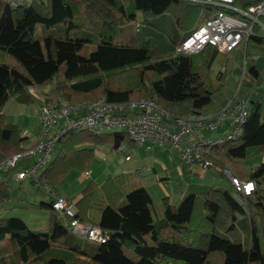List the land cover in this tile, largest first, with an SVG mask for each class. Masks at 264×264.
I'll list each match as a JSON object with an SVG mask.
<instances>
[{"label": "trees", "instance_id": "16d2710c", "mask_svg": "<svg viewBox=\"0 0 264 264\" xmlns=\"http://www.w3.org/2000/svg\"><path fill=\"white\" fill-rule=\"evenodd\" d=\"M260 1L235 0L234 5ZM215 9L220 8L197 0H29L17 8L0 0V160L26 150V137L17 124L5 121L3 106L10 97L30 103L28 89L47 83H53L60 102L104 98L118 103L153 95L172 117H197L213 101L216 90L208 70L219 52L206 48L186 55L176 49ZM132 22L134 43H116L115 34ZM37 25L43 30L35 35ZM250 41L264 46V37ZM86 44L94 49L83 55ZM195 56L203 60L200 69ZM261 71L250 67L256 85L264 78ZM100 144L118 149L135 142L121 131L70 132L41 176L54 188L69 172L86 170L93 146ZM250 147L264 152L259 100L251 102L239 135L212 146L208 154L220 175L229 166L240 180L254 182L244 205L231 189L211 186L184 195L177 207L164 198L163 217L154 219L138 172L101 183L89 180L73 202L72 218L98 227L104 242L73 235L52 202L41 201L37 207L49 211L45 231L31 230L16 217H0V264H264V164L247 174L240 171ZM16 167L1 173L7 176ZM10 190L1 180L0 202L9 200ZM237 229L246 233L244 244L227 237Z\"/></svg>", "mask_w": 264, "mask_h": 264}, {"label": "built area", "instance_id": "2783aa9c", "mask_svg": "<svg viewBox=\"0 0 264 264\" xmlns=\"http://www.w3.org/2000/svg\"><path fill=\"white\" fill-rule=\"evenodd\" d=\"M220 9L211 12L185 37L177 46V52L186 55L198 54L206 48H212L222 54L247 45L253 36L264 37V0L245 8L234 5L235 0H197ZM28 0H5V3L17 8ZM248 113V102L236 99L234 95L223 108L208 118L185 117L174 118L157 103L155 96L132 99L124 102L110 103L98 98L83 103L60 102L44 98L40 107L39 123L41 135L36 143L25 153L13 154L0 160V173L17 166V161L27 155H38L29 166L16 171L19 181L29 178L52 197V209L68 216L67 230L73 235L93 243H102L106 237L98 227H92L73 219V203L70 199L56 194L54 188L41 176L42 170L49 163L52 151L59 141L70 132L86 131L100 135L120 129L131 141L161 145L169 142L179 148L180 159L184 164L199 163L204 169L212 166L209 152L212 146L221 145L224 140L239 135L241 126ZM225 126L226 132L221 136L204 132H215ZM217 132V131H216ZM120 148L125 149L123 146ZM125 150L124 158L130 159ZM230 177L232 196L244 205V198L255 188L252 181L237 179L226 169ZM91 172H82L85 180Z\"/></svg>", "mask_w": 264, "mask_h": 264}, {"label": "rangeland", "instance_id": "374dc122", "mask_svg": "<svg viewBox=\"0 0 264 264\" xmlns=\"http://www.w3.org/2000/svg\"><path fill=\"white\" fill-rule=\"evenodd\" d=\"M139 19L140 16L137 15V21ZM42 30L41 25H37L35 35L40 34ZM135 37L136 22H132L121 27L115 34L114 40L118 44H132ZM93 49V45L86 44L80 53L88 55ZM202 62L200 56L194 57V65L198 69L202 68ZM252 65L258 70H262L264 76V46L253 41L248 42L245 48L240 47L230 54L219 53L216 56L208 70L216 92L213 95V101L200 110L202 117L208 118L216 114L234 95H236V99L247 101L249 107L251 102L259 100L264 108V98H258L259 94L264 96V78L256 85V80L250 73ZM28 92L33 96L30 103L22 104L17 102L14 97H10L2 108L5 121L17 124L22 130V134L27 137L22 144L26 150L22 153L27 152L41 135V126L38 120L41 99L56 100L57 98L53 83L31 87ZM114 131L121 130L117 128ZM216 131L203 134L208 136V133H217L221 136L226 132V128L222 126ZM121 146L125 149L120 148ZM121 146L118 149L112 148L110 144L93 146V159L87 168L91 172L90 178L85 180L82 176L83 171H71L54 186L56 194L59 192L58 195L70 199L73 203L79 196L81 187L89 180L101 183L109 176L138 172L140 182L152 201V216L154 219H160L164 213V198H167L170 205L177 207L183 196L188 193L206 191L212 185L229 186L231 181L229 175L225 174L226 169L236 177L229 166L223 169L224 175H220L213 165L204 169L196 162L184 164L180 159L179 148L173 147L169 142H164L159 146L150 145V148H147L149 146L147 143L122 144ZM58 148L59 145L52 151L48 162L57 155ZM125 150L131 156L129 160L124 158ZM37 158L38 155L24 156L17 161L16 169L10 171L7 176L0 173V181L6 180L11 187L9 200L0 202V217H16L21 219L31 230L45 231L48 228L49 211L39 209L37 204L41 201L50 202L52 197L45 193L41 187L34 185L29 178L19 181L15 176L16 171L31 165ZM254 163H256V159L249 153L246 159L241 162L240 169L250 172ZM227 178L230 184H228ZM58 214L62 224L67 227L68 222L62 213L58 212ZM234 232L227 237L239 239L244 244L246 239L244 230L237 229Z\"/></svg>", "mask_w": 264, "mask_h": 264}, {"label": "crops", "instance_id": "0c3cea01", "mask_svg": "<svg viewBox=\"0 0 264 264\" xmlns=\"http://www.w3.org/2000/svg\"><path fill=\"white\" fill-rule=\"evenodd\" d=\"M246 47V46H245ZM245 50V49H244ZM44 99V98H43ZM43 99H41L42 101H43ZM40 100V101H41ZM225 106V105H224ZM224 106H222L221 108H223ZM248 109H249V103H248ZM198 117H200V118H204V117H202L201 116V114H200V111H199V115H198ZM22 131V130H21ZM22 133V132H21ZM225 133V132H224ZM23 136H25L26 137V135L25 134H22ZM213 135H215L216 137L217 136H220V134H217V133H215V134H213ZM222 135V134H221ZM27 138V137H26ZM148 148V147H147ZM249 153H251V156L253 157V158H255L256 159V163H254V165H253V168L254 167H256L257 165H259V164H264V152H261L260 150H259V148L258 147H250V148H248L247 149V151H246V156L243 158V159H241V162H243L245 159H246V157L249 155ZM180 155V154H179ZM131 158V157H130ZM241 167V166H240ZM252 168V169H253ZM251 169V170H252ZM250 170V171H251ZM240 171L242 172V173H244V174H247V173H249V172H245V171H242L241 169H240ZM219 173V172H218ZM224 175V174H223ZM228 179V178H227ZM228 181V184H230V182H229V179L227 180ZM212 186H216V185H212ZM230 186V187H229ZM229 186H219V187H222V188H226V189H231L232 190V187H231V184L229 185ZM211 187V186H210ZM200 192H202V191H200ZM58 194H60L59 192H58Z\"/></svg>", "mask_w": 264, "mask_h": 264}, {"label": "bare ground", "instance_id": "6f19581e", "mask_svg": "<svg viewBox=\"0 0 264 264\" xmlns=\"http://www.w3.org/2000/svg\"><path fill=\"white\" fill-rule=\"evenodd\" d=\"M202 167V166H201Z\"/></svg>", "mask_w": 264, "mask_h": 264}]
</instances>
